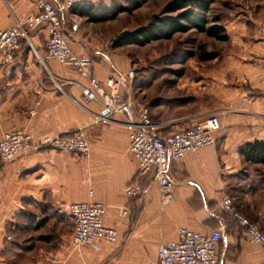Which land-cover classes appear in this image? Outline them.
Listing matches in <instances>:
<instances>
[{"label": "crops", "instance_id": "0c3cea01", "mask_svg": "<svg viewBox=\"0 0 264 264\" xmlns=\"http://www.w3.org/2000/svg\"><path fill=\"white\" fill-rule=\"evenodd\" d=\"M111 1L81 0L58 13L68 47L88 55L92 76L101 82L130 71L118 90L133 108L147 107L156 132L186 128L212 113L219 120L214 141L168 160L171 201L159 205L150 172L137 176L140 195L129 199L122 188L134 178L137 162L128 152L122 117L96 121L103 107L82 96L86 78L71 65L40 59L43 24L28 29L29 42L23 40L0 66V135L23 127L36 142L80 128L88 151L43 145L0 164V264H151L155 245L176 239L179 226L203 233L221 226L217 264H264L261 245L245 241L219 203L226 193L264 231V160L244 153L246 145L258 148L264 141V0H223L217 22L225 38L206 49L215 51L211 58L185 64L173 59L175 51H147V42L113 44L130 30L115 16L90 21L78 14ZM35 11L29 0H0V29ZM87 199L103 203L102 222L115 228V242L72 244L62 206ZM124 206L133 208L130 215L121 214Z\"/></svg>", "mask_w": 264, "mask_h": 264}, {"label": "built area", "instance_id": "2783aa9c", "mask_svg": "<svg viewBox=\"0 0 264 264\" xmlns=\"http://www.w3.org/2000/svg\"><path fill=\"white\" fill-rule=\"evenodd\" d=\"M35 7L33 14L14 18L7 28L0 29V66L7 65L13 58L21 42H29L28 29L43 24L46 37L44 53L40 59H55L65 65H71L77 74L86 78L81 86L82 96L91 99L103 107L95 115L96 121H107L109 115L117 113L122 117L126 129L128 152L137 162V169L122 191L129 198L137 197L140 191L137 176L150 172L159 191V205L171 201V184L166 173L168 160L180 158L188 150H195L213 143V132L219 126L217 115L206 114L201 120L186 128L160 133L155 131L154 123L148 117L145 105L133 108L129 100L118 90L124 79L130 75L118 74L99 81L92 76V64L85 52L75 53L66 43L58 13L68 10L81 0H29ZM111 43V41H109ZM264 92V82L261 84ZM48 146L54 150L74 151L84 155L88 151L86 136L78 128L70 134L45 135L32 142L28 131L23 127L11 128L0 135V164L12 161L19 153L29 148ZM222 211L239 226V232L247 242L261 245L264 251V231L237 211L230 197L223 193L219 198ZM71 223V242L77 246L96 247L100 240L115 242L118 239L115 228L102 222L103 203L93 200H75L62 206ZM132 207L124 206L121 214L130 215ZM177 237L161 241L155 245V258L151 264H217L218 242L222 236L221 226L199 232L179 226Z\"/></svg>", "mask_w": 264, "mask_h": 264}, {"label": "trees", "instance_id": "16d2710c", "mask_svg": "<svg viewBox=\"0 0 264 264\" xmlns=\"http://www.w3.org/2000/svg\"><path fill=\"white\" fill-rule=\"evenodd\" d=\"M208 4V0H168L145 24L116 35L112 39V43L121 45L131 42L140 45L156 38H169L174 32H183L187 28L203 32L211 38L222 40L225 38L224 28L217 22L216 16H208ZM138 5L139 1L137 0H126L124 4L114 0L109 5L102 3L89 4L87 6L88 10H80L78 14H85L90 21L104 20L114 17L119 12L131 11ZM214 53L215 51L199 49L196 57L200 59L211 58ZM261 144L258 148L255 144L251 147L246 145L244 149L245 156L260 161L264 160V141ZM137 198L138 196L132 199ZM138 210L139 208L136 207L135 213Z\"/></svg>", "mask_w": 264, "mask_h": 264}, {"label": "rangeland", "instance_id": "374dc122", "mask_svg": "<svg viewBox=\"0 0 264 264\" xmlns=\"http://www.w3.org/2000/svg\"><path fill=\"white\" fill-rule=\"evenodd\" d=\"M120 3H126V0H115ZM139 5L131 11L119 12L115 15V23L125 28H135L145 24L154 13L158 12L168 0H137ZM207 14L209 17L216 16L223 0H208ZM63 29V27H61ZM65 35V33H64ZM112 41V40H111ZM146 43V42H145ZM218 39L211 38L194 29L187 28L183 32H174L169 38H156L148 41L144 47L147 51H175L173 59L188 63V60H198L196 57L199 49H213L220 46ZM144 49V48H142Z\"/></svg>", "mask_w": 264, "mask_h": 264}]
</instances>
